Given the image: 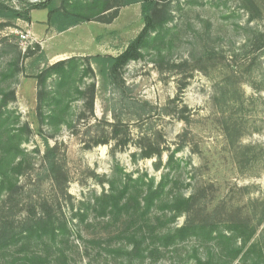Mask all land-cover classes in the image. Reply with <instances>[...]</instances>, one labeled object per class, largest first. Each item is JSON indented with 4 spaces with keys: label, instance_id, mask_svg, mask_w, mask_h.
Listing matches in <instances>:
<instances>
[{
    "label": "rangeland",
    "instance_id": "1",
    "mask_svg": "<svg viewBox=\"0 0 264 264\" xmlns=\"http://www.w3.org/2000/svg\"><path fill=\"white\" fill-rule=\"evenodd\" d=\"M18 1L9 3L20 8ZM181 4V11L172 4L164 57L151 50L122 70L129 95L151 106L149 115L124 117L126 145L125 136H116L94 146L103 134L114 136L108 125L114 122L111 94L97 75L78 81L82 88L97 85L94 116L84 110L83 99L73 97V128L58 129L38 118V76L61 61L74 58L83 70L90 56L120 55L144 28L141 4L108 0L105 13L62 32L48 25L46 10L33 11L31 22L0 19V91L14 93L3 110L10 116L8 129L30 126L22 134L25 155L16 161L23 159L16 175L23 193L16 202L0 196V215L18 227L46 211L58 221L69 220L71 264H104L106 252L87 241L116 229L93 211L85 223L77 213L108 191L111 179L126 174L156 183L167 174L169 189L197 197L207 213L250 220L257 227L253 241L264 248V0ZM21 34H30V40L22 42ZM82 112L86 117L80 119ZM150 145L161 149V158H143ZM51 149L62 172L59 182L48 165ZM188 220L181 216L176 224ZM192 246L168 250L145 264H185Z\"/></svg>",
    "mask_w": 264,
    "mask_h": 264
},
{
    "label": "trees",
    "instance_id": "2",
    "mask_svg": "<svg viewBox=\"0 0 264 264\" xmlns=\"http://www.w3.org/2000/svg\"><path fill=\"white\" fill-rule=\"evenodd\" d=\"M12 1L0 0V19L31 22L33 11L46 10L48 25L62 32L105 13L108 0H45L38 3L19 0L20 8L11 5L9 2ZM123 1L125 6L141 4L144 20L142 32L124 52L118 56H90L89 64L83 70H80L79 62L74 58L61 61L38 76V118L56 129L64 125L73 128V97L83 99L84 110L94 116L97 85L92 82L82 88L78 81L83 82L88 73L99 77L102 89L111 94L109 101L113 104L111 112L114 122L108 125L113 127L114 136L108 139L103 134L104 137L96 140L94 146L117 140L116 136H125L122 144L126 145L129 132L123 130L127 127L123 123L124 117L146 116L151 112L149 103L129 95L122 70L151 50L163 58V51L168 46L169 26L174 21L172 4L177 2L176 10H182L181 0ZM183 66L187 64L179 68ZM9 97L13 98L14 93L0 91V196L5 194L8 201L16 202L23 193L16 178L23 159L18 163L16 161L25 155L21 148L22 134L30 131V126L15 131L8 129L10 116L3 110L8 105ZM85 117L86 112H82L79 118ZM52 152V149L49 150L47 155L48 165L54 180L59 182L62 172L55 168L57 164ZM161 152L160 148L150 145L144 148L143 158H161ZM174 157L171 155L169 158L170 166ZM108 184V191L95 195L85 205L86 208L77 213L80 222L85 223L93 211L96 218H101L108 227L116 229L114 234L109 232L106 236L87 241L106 252L105 261H102L104 264L151 263L168 250L188 244L193 246L185 264H264V248L253 241L257 227L250 220L224 219L207 213L197 197H186L169 189L167 174L158 183L154 178L134 179L126 174L111 179ZM185 215L189 220L178 226L176 221ZM29 219V222L18 227L0 215V264H71V256L66 249L72 232L71 222L58 221L50 211ZM98 254L101 257L100 251ZM96 264L102 263L98 260Z\"/></svg>",
    "mask_w": 264,
    "mask_h": 264
},
{
    "label": "built area",
    "instance_id": "3",
    "mask_svg": "<svg viewBox=\"0 0 264 264\" xmlns=\"http://www.w3.org/2000/svg\"><path fill=\"white\" fill-rule=\"evenodd\" d=\"M30 40V34H21V41L28 42Z\"/></svg>",
    "mask_w": 264,
    "mask_h": 264
}]
</instances>
